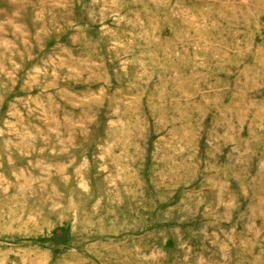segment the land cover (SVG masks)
<instances>
[{
    "label": "rangeland",
    "instance_id": "1",
    "mask_svg": "<svg viewBox=\"0 0 264 264\" xmlns=\"http://www.w3.org/2000/svg\"><path fill=\"white\" fill-rule=\"evenodd\" d=\"M0 264H264V0H0Z\"/></svg>",
    "mask_w": 264,
    "mask_h": 264
}]
</instances>
